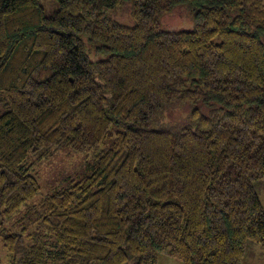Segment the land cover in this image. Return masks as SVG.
Instances as JSON below:
<instances>
[{
	"label": "trees",
	"instance_id": "1",
	"mask_svg": "<svg viewBox=\"0 0 264 264\" xmlns=\"http://www.w3.org/2000/svg\"><path fill=\"white\" fill-rule=\"evenodd\" d=\"M56 1L0 0L5 264H242L264 245V0ZM181 9L189 28L166 27ZM107 139L30 202L37 160Z\"/></svg>",
	"mask_w": 264,
	"mask_h": 264
},
{
	"label": "rangeland",
	"instance_id": "2",
	"mask_svg": "<svg viewBox=\"0 0 264 264\" xmlns=\"http://www.w3.org/2000/svg\"><path fill=\"white\" fill-rule=\"evenodd\" d=\"M40 1L44 6L47 15L53 14L58 6L56 0ZM119 14L120 16H116V19L119 22L127 25L133 24L131 20V4L129 2L126 3V5L120 9V11H118V15ZM185 15L184 9L176 10L174 13L165 15L163 17V22L166 27L172 29H186L189 28L191 19L187 18ZM4 110V107L0 105V113H2ZM186 112H188V107L171 111L170 118H165L161 125L169 127L177 123H182L183 121L181 120L185 116ZM114 127L115 129L117 128L116 126ZM111 141L112 140L107 139L104 144H101L97 148H89L83 153H74L68 148H61L51 158L37 160L33 167V173L39 181L41 191L30 202L36 204L46 195L51 194L53 191L66 185L70 178H79L87 174L89 172V167L94 162V155L107 146H110ZM29 160H34V158L30 157ZM256 189L264 206V180L260 181L256 185ZM9 258L10 256L4 248L2 240H0V264H5ZM158 264L182 263L176 257L166 254H159ZM242 264H264V245L256 242H249Z\"/></svg>",
	"mask_w": 264,
	"mask_h": 264
}]
</instances>
